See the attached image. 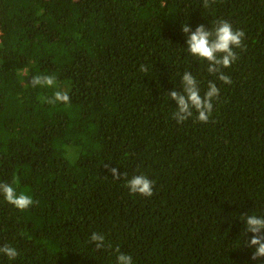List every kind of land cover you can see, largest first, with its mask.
I'll list each match as a JSON object with an SVG mask.
<instances>
[{"label": "trees", "instance_id": "1", "mask_svg": "<svg viewBox=\"0 0 264 264\" xmlns=\"http://www.w3.org/2000/svg\"><path fill=\"white\" fill-rule=\"evenodd\" d=\"M219 19L245 33L231 84L182 32ZM185 71L201 95L220 90L208 123L172 119ZM57 90L70 104L42 102ZM0 183L34 201L21 212L0 195V246L19 253L0 264H116L117 247L133 264H264L242 220L264 216V0H0Z\"/></svg>", "mask_w": 264, "mask_h": 264}, {"label": "clouds", "instance_id": "2", "mask_svg": "<svg viewBox=\"0 0 264 264\" xmlns=\"http://www.w3.org/2000/svg\"><path fill=\"white\" fill-rule=\"evenodd\" d=\"M211 3H215V0H203V7L208 8ZM182 32L188 34L186 39L187 53L198 61L206 62L207 72L215 76L217 80L224 84H231V78L224 73V69L230 68L237 61L238 55L234 49L243 48L244 31L234 30L231 23L219 19L212 24L211 30L200 24L193 31L188 24H184ZM29 83L33 88L38 86L54 88L57 86L56 77L52 75H35ZM180 88L182 92L173 89L167 94L177 105L176 110L172 113V119L178 124L183 123L192 118L195 111L197 121L208 123L213 112V101L218 100L220 96L217 84L214 81H209L207 90L201 95L198 80L190 71H185L180 81ZM42 102L50 105L57 103L68 105L70 104V96L66 91L57 90L51 97H43ZM104 167L113 179H125L124 186L130 194L144 197H151L154 194V182L148 177L134 175L128 179L127 173H121L118 168L109 165ZM18 182V179L13 181V183ZM0 195L8 204L21 212L34 203L31 196L23 192L17 193L10 183H0ZM242 220L245 221V232L252 234L248 244L250 248H254L251 260L256 261L264 258V216L245 214L242 216ZM89 242L95 244L96 250H101L105 247V236L102 233L92 232ZM108 247L111 245L109 244ZM115 252L118 253L116 264H133L130 254L121 252L119 247L115 249ZM0 254L9 260H15L19 255L17 249L8 244L0 246Z\"/></svg>", "mask_w": 264, "mask_h": 264}]
</instances>
